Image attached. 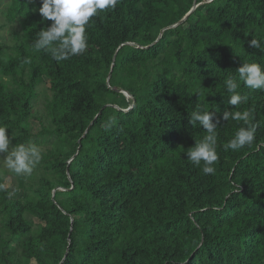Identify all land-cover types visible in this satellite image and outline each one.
I'll list each match as a JSON object with an SVG mask.
<instances>
[{"label":"trees","instance_id":"trees-1","mask_svg":"<svg viewBox=\"0 0 264 264\" xmlns=\"http://www.w3.org/2000/svg\"><path fill=\"white\" fill-rule=\"evenodd\" d=\"M41 6L1 11L0 126L42 159L17 175L0 154V264H264V89L237 72L264 67L249 47L264 45V0H118L62 61L34 47L53 23ZM229 77L240 105L227 103ZM197 109L218 121L214 174L187 157L208 134L190 123ZM225 111L250 113L251 145L225 150L249 126Z\"/></svg>","mask_w":264,"mask_h":264},{"label":"clouds","instance_id":"clouds-1","mask_svg":"<svg viewBox=\"0 0 264 264\" xmlns=\"http://www.w3.org/2000/svg\"><path fill=\"white\" fill-rule=\"evenodd\" d=\"M118 0H42L39 9L45 20L53 23L37 33L34 47L37 50H45L51 53L56 61L67 60L70 56L78 55L87 47L86 25L98 11L115 8ZM249 47L264 50V45L256 39L249 42ZM240 81L249 89H264V67L258 63H244L237 69ZM225 87L230 98L227 103L232 106L240 105L247 100L238 89V81L229 77L225 80ZM214 113L197 109L191 113L190 123L202 126L208 133L204 138L196 142L195 146L187 151L188 160L196 166L203 163L202 171L205 174H214V163L218 161L216 129L218 121H213ZM225 120L242 121L248 127H240L224 147L225 150H239L246 145H251L255 139L256 128L250 125V113L248 111H225ZM8 129L0 126V154L3 166L17 175H31L36 164L42 159L41 149L36 145L26 146L17 144L13 147ZM2 187V186H0Z\"/></svg>","mask_w":264,"mask_h":264},{"label":"rangeland","instance_id":"rangeland-1","mask_svg":"<svg viewBox=\"0 0 264 264\" xmlns=\"http://www.w3.org/2000/svg\"><path fill=\"white\" fill-rule=\"evenodd\" d=\"M9 1L10 0H2L1 1V7H0V23H3L4 22V17H3V15L1 14V11L4 9V8H6V6L8 5V3H9ZM210 1V0H209ZM10 28H9V30H7V28L5 29V30H2L0 33H2V35H3V42H5V44H6V46H8V43H9V37L11 36L10 35ZM47 81H48V79H46ZM127 97L128 98H131L130 97V95L127 93ZM33 122V130H34V132L36 133V132H38V130L41 128L40 127V124L37 122V121H35V120H33L32 121ZM34 140V139H33ZM33 140H32V142H33ZM31 142V143H32ZM2 173V170L0 169V174ZM6 184L8 185V186H10L11 188H12V196L13 197H15V198H18V197H20L21 196V194H22V192L21 191H17V189L15 188V179L12 177V176H9V175H6ZM16 247V245L13 243L12 244V248H15ZM31 264H36V261L34 260V261H32V263Z\"/></svg>","mask_w":264,"mask_h":264},{"label":"water","instance_id":"water-1","mask_svg":"<svg viewBox=\"0 0 264 264\" xmlns=\"http://www.w3.org/2000/svg\"><path fill=\"white\" fill-rule=\"evenodd\" d=\"M192 10H193V9H192ZM190 13H192V11H190ZM185 18H186V17H185ZM185 18H184V19H185ZM184 19H183V20H184ZM163 31H164V30H163ZM163 31H162V33H163ZM162 33L160 34L159 38L162 36ZM109 78H110V77H109ZM109 78H108V81H109ZM121 91H122V90H121ZM123 92H124L126 95H127V93H128L127 91H123ZM128 94H129V93H128ZM129 95H130V94H129ZM130 97H131V95H130ZM68 251H69V247H68L67 253H68Z\"/></svg>","mask_w":264,"mask_h":264},{"label":"bare ground","instance_id":"bare-ground-1","mask_svg":"<svg viewBox=\"0 0 264 264\" xmlns=\"http://www.w3.org/2000/svg\"><path fill=\"white\" fill-rule=\"evenodd\" d=\"M210 1H211V0H210ZM196 7H197V5L193 8V10H194ZM193 10H191V11H193ZM189 14H190V12L188 13V15H189ZM188 15H187V16H188ZM187 16H186V18H187ZM184 18H185V17H184ZM184 18H183V19H184ZM186 18H185V19H186ZM183 19H182V21H183ZM185 19H184V20H185ZM182 21H181V22H182Z\"/></svg>","mask_w":264,"mask_h":264}]
</instances>
